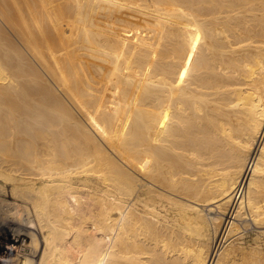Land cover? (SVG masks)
I'll return each instance as SVG.
<instances>
[{"label": "bare ground", "instance_id": "1", "mask_svg": "<svg viewBox=\"0 0 264 264\" xmlns=\"http://www.w3.org/2000/svg\"><path fill=\"white\" fill-rule=\"evenodd\" d=\"M0 264H264V0H0Z\"/></svg>", "mask_w": 264, "mask_h": 264}, {"label": "rangeland", "instance_id": "2", "mask_svg": "<svg viewBox=\"0 0 264 264\" xmlns=\"http://www.w3.org/2000/svg\"><path fill=\"white\" fill-rule=\"evenodd\" d=\"M28 241H30V238H28ZM28 249H29V248H28ZM28 252H30V253H31V249H29V250H28Z\"/></svg>", "mask_w": 264, "mask_h": 264}]
</instances>
